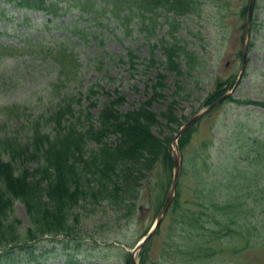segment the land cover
I'll return each mask as SVG.
<instances>
[{
    "label": "rangeland",
    "instance_id": "374dc122",
    "mask_svg": "<svg viewBox=\"0 0 264 264\" xmlns=\"http://www.w3.org/2000/svg\"><path fill=\"white\" fill-rule=\"evenodd\" d=\"M200 1L199 12L177 18L180 26L175 36L182 40L179 44H186L197 56L190 74L179 77L166 72L159 63L148 65L151 45L155 46V59L163 62L162 48L166 42L173 41L164 14L158 17L159 24L153 34L148 35L146 31H140L135 17L128 26L102 12L96 19L81 16L74 10H67L59 18H49L40 12H25L0 1V10L6 12L0 13V108L11 104L29 105L32 109L29 112L33 114L44 110L49 114L48 111L59 104H70V111L63 118L67 120L66 124L77 120L86 125V114L96 116L107 100L105 93L114 98L113 91L118 90L124 97V102L118 106L121 113L139 107L152 96L150 86L160 72L165 76V87L160 91L163 97L154 100L150 106L159 123L153 125L151 131L161 140L175 136L182 125L207 107L205 101L217 91L218 83L229 80L234 85L240 72L239 52L245 21L240 14L248 0ZM250 25L245 71L235 87L226 88V92L231 93L229 98L234 101L227 98L200 119L197 142L211 133L222 140L232 137L234 128L230 120L238 117L251 121L256 118V127L261 128L260 123L263 126L254 134L264 136V108L244 103L264 102V0H257ZM36 41L48 48L65 42L67 51L58 59L60 65L44 50L31 45ZM128 50L137 57L131 60ZM182 67L186 70L184 62ZM90 88H93L92 93H89ZM173 100L179 101L173 114L181 125L167 127V120L160 114L167 111ZM173 142L171 150L177 153L174 139ZM229 149L219 142L212 153L225 156ZM189 151H195L196 155L206 153L204 148L196 147H190ZM157 172L159 170H154V175L146 174L141 180V195L131 212L121 210L117 213L106 204L97 207L93 213L88 209L86 213L91 214L80 219L77 235L44 236L33 242L25 253L12 250L0 258V264H131L132 257L135 264H264V247L238 249V240L230 236L229 241L225 238L220 245L214 246V255L209 258L196 252L182 254L190 246L187 241L189 230L176 221L179 215H171L172 211L164 214L140 249L131 253L132 247L156 223L160 201L163 199L164 202L168 194L167 190L164 197L158 196L162 194L161 185L155 186V182L162 174ZM185 173L184 184L194 188L196 183L207 181L210 171L199 169L194 173L186 170ZM150 178L154 180L153 188L146 184ZM201 184L197 192L188 194L182 202L183 208L196 207L206 196H211L209 188L202 190ZM14 214L24 225L27 223L20 202H15ZM209 244L213 246V243Z\"/></svg>",
    "mask_w": 264,
    "mask_h": 264
},
{
    "label": "trees",
    "instance_id": "16d2710c",
    "mask_svg": "<svg viewBox=\"0 0 264 264\" xmlns=\"http://www.w3.org/2000/svg\"><path fill=\"white\" fill-rule=\"evenodd\" d=\"M0 1L25 12H41L49 18H59L67 10H74L81 16L96 19L102 12L128 26L135 17L140 31L148 35L153 34L159 24L158 17L164 14L173 41L166 42L162 48L163 62L155 59V46L151 45L148 65L159 63L166 72L179 77L190 74L196 64L197 56L186 44H179L182 40L177 39L175 33L180 26L177 18L199 12L200 0ZM246 10L244 6L240 14L242 19H245ZM0 13L6 12L0 10ZM31 45L44 50L56 63L67 51L65 42L49 48L41 41ZM127 53L131 60L137 57L131 50ZM164 79L159 72L150 86L152 96L124 113L118 110L124 102L118 90L113 91L114 98L105 93L107 100L96 116L86 114V125L77 120L66 124L63 118L68 115L70 104H59L50 109L49 114L47 110L33 114L29 112L32 110L29 105L11 104L0 108V258L15 249L25 253L33 242L44 236L77 235L80 219L96 212L100 205L106 204L117 213L121 210L131 212L141 195V180L154 170L162 174L155 186L161 185L162 194L158 196L164 197L173 176L171 145L174 136L161 140L153 135L151 127L159 123L150 109L154 100L163 97L160 91L165 87ZM232 85L229 80L218 83L217 91L209 95L204 105L212 104ZM177 101L173 100L167 111L160 114L167 120V127L181 125L173 114ZM244 103L264 108V102ZM230 121L234 128L232 137L222 140L211 133L197 142L198 122L177 141L182 164L168 211H172L173 216L179 215L176 221L189 230L190 246L182 254L196 252L209 258L214 255V246L220 245L225 238L229 241V236L236 237L238 249L264 247V136L254 134L255 130H262L263 125L260 123L261 128L256 127V118L251 121L238 117ZM219 142L230 147L227 155H213L212 149ZM91 144L93 147L88 148ZM190 147L204 148L206 153L196 155L197 150L189 153ZM199 169H209L207 181L196 183L194 188L184 184L186 170L195 173ZM153 181V178L147 181L149 188H153ZM200 184L202 190L209 188L211 196H206L196 207L183 208L182 202L190 192H197ZM15 202H20L24 208L25 225L14 214ZM160 202L158 211L163 199ZM88 209L90 213H86Z\"/></svg>",
    "mask_w": 264,
    "mask_h": 264
},
{
    "label": "water",
    "instance_id": "95a60500",
    "mask_svg": "<svg viewBox=\"0 0 264 264\" xmlns=\"http://www.w3.org/2000/svg\"><path fill=\"white\" fill-rule=\"evenodd\" d=\"M254 4H255V0H249V4H248V9H247V17H246V21L244 24V31H243V44H242V65H241V71L239 74V78H241V75L244 71L246 62H247V51H248V45H247V39L249 36V23L251 20V16H252V12L254 9ZM231 95V93H227L225 95H223L220 99L217 100V102H215L214 104H212L209 108H207L206 110H203L202 112L198 113L197 115L193 116L187 123L184 124L183 127L180 128L179 132L177 133V135L175 136V140L178 139V137L185 131L187 130L190 126H192L196 121H198L205 113H207L208 111H210L211 109H213L214 107H216L220 102H222L223 100H225L226 98H228ZM173 161H174V173H173V179H172V184L171 187L169 189V192L165 198L164 204L157 216L156 219V223L154 224V226L152 227V229L148 232V234L143 237V239L137 243V245L134 247V249L132 250L131 253H134L135 251H137L138 249H140V247L145 243V241L150 237L151 233L158 227L161 219L163 218L164 214L166 213L168 207L170 206L171 202H172V198L174 197V192L176 190V184L178 181V176H179V171H180V165H181V157L178 153L173 154ZM131 263L135 264V261L133 260V257L131 259Z\"/></svg>",
    "mask_w": 264,
    "mask_h": 264
}]
</instances>
